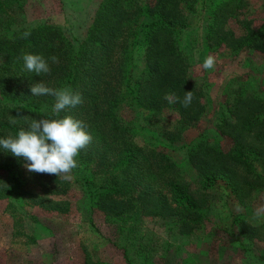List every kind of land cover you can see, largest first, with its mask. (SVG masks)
Returning <instances> with one entry per match:
<instances>
[{
  "label": "trees",
  "instance_id": "obj_1",
  "mask_svg": "<svg viewBox=\"0 0 264 264\" xmlns=\"http://www.w3.org/2000/svg\"><path fill=\"white\" fill-rule=\"evenodd\" d=\"M22 4L0 0V138L27 130L32 119L70 115L92 141L77 157L82 178L76 168L69 178L29 172L22 157L0 148V201L54 219H67L75 208L91 222L96 210L115 223L117 235L142 213L161 219L170 235L191 236L210 223L205 192L220 186L244 209L226 225L212 223L225 235L219 240L264 263V219L253 223L247 215L264 196V92L257 80L246 72L224 77L210 125L190 135L211 94L199 73L205 58L221 48L232 57L264 56V19L252 26L256 15L245 16L247 0H100L78 41L48 21L11 32V12ZM230 21L241 25L240 36L227 28ZM25 31L31 32L26 39ZM25 54L43 56L50 73L29 72ZM37 83L70 87L84 102L55 117L54 97L33 96ZM189 91L187 108L164 99L175 93L183 100ZM169 115L174 123L160 125ZM73 188L80 205L70 199ZM84 262L92 264L88 253Z\"/></svg>",
  "mask_w": 264,
  "mask_h": 264
},
{
  "label": "rangeland",
  "instance_id": "obj_2",
  "mask_svg": "<svg viewBox=\"0 0 264 264\" xmlns=\"http://www.w3.org/2000/svg\"><path fill=\"white\" fill-rule=\"evenodd\" d=\"M22 1L23 6L11 12L15 20L11 32L48 21L60 26L78 41L91 23L100 0ZM247 2L245 16L248 13L249 16L252 13V16L256 15L252 26H258L264 19V0ZM226 26L236 37L242 34L238 22L230 21ZM211 56L216 60L212 70L203 69V63L200 71L198 67L199 73H202L200 76L206 79L207 87L211 88V94L208 95L207 111L190 131L191 136L198 128L200 130L210 125L215 108L213 99L224 77L246 72L247 78L257 80L260 90L264 92V79L261 78L263 55L253 52L232 57L221 48ZM175 119L174 115H169L160 125L170 126ZM75 173L79 178L86 176L82 166L76 168ZM76 189L73 188L70 199L80 205V193ZM205 194L208 205L204 210L210 223L205 222L204 228L191 236H181L175 230L170 235L161 219L142 213L133 214L117 235L115 223L96 210H93L91 222L75 208L67 219H54L40 209L21 211L15 205L0 201V264H85V253L89 254L92 264H163L164 261H170V264H259L253 255L248 257L239 250L231 251L227 238L219 240L225 235L212 226V223L226 225L232 215L244 208L231 200L220 186L209 188ZM261 206H264V196L252 202L254 210L247 209L253 223L264 219V216H255L256 209ZM31 238L35 240L31 241ZM52 245L55 249H52ZM53 250L54 255H51Z\"/></svg>",
  "mask_w": 264,
  "mask_h": 264
},
{
  "label": "clouds",
  "instance_id": "obj_3",
  "mask_svg": "<svg viewBox=\"0 0 264 264\" xmlns=\"http://www.w3.org/2000/svg\"><path fill=\"white\" fill-rule=\"evenodd\" d=\"M30 35V31H25L21 38L26 39ZM48 59L53 64L59 63L56 56ZM22 60L24 67L38 76L51 71L48 60L41 55L25 54ZM215 64V58L209 55L205 58L202 68L212 70ZM31 92L33 96L50 95L55 98L51 109L55 117H59L63 110L74 108L84 102L82 95L79 92H73L70 87L53 89L44 83H37L31 87ZM164 99L169 103L179 102L187 108L192 103L193 91L185 92L183 100H180L175 93L165 95ZM9 122L15 125L17 118L10 117ZM85 129L86 125L82 121L70 115L63 118L32 119L27 130L21 129L16 136L0 138V148L15 157H22L26 161L24 167L29 172L55 174L58 177L69 178L72 170L79 166L77 157L80 152L92 141L91 134ZM255 216H264V206L256 209Z\"/></svg>",
  "mask_w": 264,
  "mask_h": 264
}]
</instances>
